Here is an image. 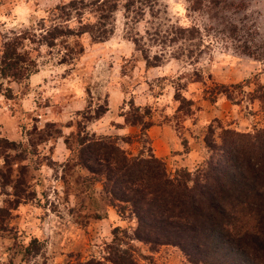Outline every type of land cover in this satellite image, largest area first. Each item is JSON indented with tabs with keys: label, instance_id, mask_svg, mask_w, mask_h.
Masks as SVG:
<instances>
[{
	"label": "rangeland",
	"instance_id": "1",
	"mask_svg": "<svg viewBox=\"0 0 264 264\" xmlns=\"http://www.w3.org/2000/svg\"><path fill=\"white\" fill-rule=\"evenodd\" d=\"M68 1L0 0V64L9 39L23 31L39 33L38 23L48 11ZM133 16L119 9L110 38L93 42L85 35L84 52L70 63H60V46L49 48L26 38L19 51L37 60L38 72L21 80L0 77L3 89L14 94L0 93V138L29 144L26 151L20 145L17 152H4L25 157L14 168L26 165L29 198L16 205L21 196L14 195L15 183L4 185L0 177V207L9 209L13 206L6 201L14 202L9 213H0V264L105 260L115 227L132 233L136 219L117 213L101 182L83 181L86 171L79 167L63 174L71 156L64 137L78 130L90 108L108 105L109 110L87 122L88 131L119 137L132 155L155 154L159 136L177 137L181 150L163 158L172 172H194L205 164V137L215 120L240 131L264 127V108L256 97L264 86V0H154L144 16ZM147 59L158 65L149 66ZM182 101L191 102L189 115L177 114ZM131 103L134 109L150 110L146 144L142 126L128 124L122 115L134 112ZM50 122L61 125L63 136L36 142L34 128ZM32 139L35 145L30 146ZM190 152L181 162L178 155ZM4 163L0 157V167ZM125 242L138 264H190L176 246L152 249L137 240Z\"/></svg>",
	"mask_w": 264,
	"mask_h": 264
},
{
	"label": "trees",
	"instance_id": "2",
	"mask_svg": "<svg viewBox=\"0 0 264 264\" xmlns=\"http://www.w3.org/2000/svg\"><path fill=\"white\" fill-rule=\"evenodd\" d=\"M153 1L60 3L39 21L38 29L42 31L35 30L30 33L32 37L29 31H23L4 44L0 77L21 80L38 72L37 60L27 56L26 50L19 51L26 38L49 48L60 46V63H70L84 52L85 35L93 42L110 38L114 33V14L119 9L127 16L133 13L134 20H138L147 8L153 7ZM91 12L97 15L95 19L87 15ZM147 62L149 66L158 65L150 64L148 59ZM260 91L256 97L264 108V86ZM0 93L8 98L14 95L11 88L3 89V82ZM183 102L177 111L179 116L191 113V102H184L189 105L187 109ZM108 110V105L90 108L83 113L84 120L78 121V130L64 137L71 156L63 164V174H71L76 167L85 170L83 181L101 182L109 204L121 216L134 217L137 224L132 233L115 227L105 260L92 258L67 264H138L132 247H123L126 239L140 241L152 249L176 246L190 264H264V127L240 131L215 120L208 126L205 137L209 150L205 164L194 172L187 168L172 172L166 160L154 153L132 155L121 146L119 137L90 133L87 122L100 119ZM131 110L134 112L122 115L128 124L142 126L145 136L142 142L146 144L149 136L145 131L152 123L145 121V117H149L150 110L134 109V103L130 104ZM34 132L38 135L36 142L63 136L61 125L56 122L47 123L40 130L36 126ZM20 145L28 150L29 144L0 138V157L5 160L0 177L4 185L15 183L14 195L21 196L16 205L29 198L25 193L28 169L26 165L14 168V163L25 159L22 153L10 157L4 152H17ZM33 145L32 139L30 146ZM14 173L16 180L12 179ZM11 202L14 203L11 199L6 201L13 207H0V213H9L14 208Z\"/></svg>",
	"mask_w": 264,
	"mask_h": 264
},
{
	"label": "crops",
	"instance_id": "3",
	"mask_svg": "<svg viewBox=\"0 0 264 264\" xmlns=\"http://www.w3.org/2000/svg\"><path fill=\"white\" fill-rule=\"evenodd\" d=\"M34 76L35 75H33L32 77H31V79L33 80V78H34ZM165 137H166V135H165ZM172 138H169V139H165L164 137H162V136H159L158 138H156L155 140H154V152H155V154H156V156H158V157H160V158H166L171 152H172V150H176V151H180L181 149V146H180V143H179V141H178V139H177V137H176V139H174V141L172 140ZM165 142H167V145L168 146H166L165 148H164V150L163 151H161L160 149H159V145L160 144H162V143H165ZM63 144L66 146V144H65V141L63 140ZM156 146V147H155ZM180 158H181V162H186L185 160H182L183 159V156H185V157H187V156H189V157H191L192 156V153L190 152V153H184V154H182V155H178ZM177 157V156H176Z\"/></svg>",
	"mask_w": 264,
	"mask_h": 264
}]
</instances>
